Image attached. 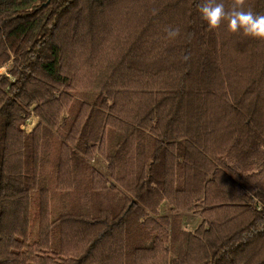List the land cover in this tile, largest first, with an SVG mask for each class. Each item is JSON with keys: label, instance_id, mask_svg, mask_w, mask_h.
Returning a JSON list of instances; mask_svg holds the SVG:
<instances>
[{"label": "trees", "instance_id": "1", "mask_svg": "<svg viewBox=\"0 0 264 264\" xmlns=\"http://www.w3.org/2000/svg\"><path fill=\"white\" fill-rule=\"evenodd\" d=\"M202 3L0 0V264H264V39Z\"/></svg>", "mask_w": 264, "mask_h": 264}, {"label": "clouds", "instance_id": "2", "mask_svg": "<svg viewBox=\"0 0 264 264\" xmlns=\"http://www.w3.org/2000/svg\"><path fill=\"white\" fill-rule=\"evenodd\" d=\"M244 4L245 0H236L235 5L226 10L225 5L218 0H203V3L198 5V10L211 28H218L226 20L231 32L242 31L247 36L264 39V14H257L250 8L245 10ZM165 31L169 38H175L180 34L178 28L169 27ZM30 121L24 129L29 134L36 123L31 118Z\"/></svg>", "mask_w": 264, "mask_h": 264}, {"label": "rangeland", "instance_id": "3", "mask_svg": "<svg viewBox=\"0 0 264 264\" xmlns=\"http://www.w3.org/2000/svg\"><path fill=\"white\" fill-rule=\"evenodd\" d=\"M12 68V62L10 61V62H8L6 65H4L1 69H0V76H7V73H8V70H10ZM31 120H33V121H36V123H35V127H36V125H37V123H38V120H37V118H35V117H31ZM30 119L27 121V123L24 125V126H22V129L24 130L25 129V127L27 126V125H29L30 124ZM34 127V128H35ZM33 128V129H34ZM32 129V130H33ZM27 133V132H26ZM92 165H93V167L95 168V170L96 171H98L102 176H104L105 178H109V173H108V171H107V167H106V165L104 164V162L102 161V159H101V157L99 156V154H96L95 156H94V159H93V161H92ZM192 216V215H191ZM183 219V218H182ZM186 220H187V218H186ZM199 217H198V219H197V221L196 222H186V224H184V226L185 227H187L188 229H194L196 226H197V224H198V222H199ZM184 223V222H183Z\"/></svg>", "mask_w": 264, "mask_h": 264}, {"label": "crops", "instance_id": "4", "mask_svg": "<svg viewBox=\"0 0 264 264\" xmlns=\"http://www.w3.org/2000/svg\"><path fill=\"white\" fill-rule=\"evenodd\" d=\"M161 213L164 216H170L171 215V211H170V207L167 204H163L162 208H161ZM182 218H183V224H186V222H196L198 219V216H191V215H187V214H182ZM187 218V220H186ZM200 219V218H199Z\"/></svg>", "mask_w": 264, "mask_h": 264}]
</instances>
